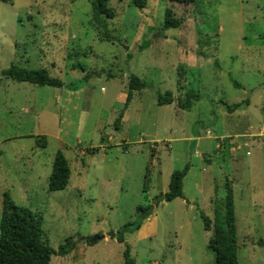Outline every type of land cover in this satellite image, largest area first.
Masks as SVG:
<instances>
[{
  "label": "rangeland",
  "instance_id": "1",
  "mask_svg": "<svg viewBox=\"0 0 264 264\" xmlns=\"http://www.w3.org/2000/svg\"><path fill=\"white\" fill-rule=\"evenodd\" d=\"M92 1H0V205L6 195L40 215L43 242L67 246L48 264H122L125 247L133 264H205L227 182L237 264H264V0H106L100 28ZM167 7L179 26L161 27ZM10 64L61 84L4 78ZM127 74L143 86L125 103ZM165 91L172 101L157 104ZM56 150L69 174L50 191ZM185 164L183 197L161 199ZM139 205L153 232L117 241Z\"/></svg>",
  "mask_w": 264,
  "mask_h": 264
},
{
  "label": "trees",
  "instance_id": "2",
  "mask_svg": "<svg viewBox=\"0 0 264 264\" xmlns=\"http://www.w3.org/2000/svg\"><path fill=\"white\" fill-rule=\"evenodd\" d=\"M9 2L11 0H0ZM175 3L188 4L193 0H170ZM146 0H132V4L137 7H143ZM93 12L95 19V28H100L98 17L104 13L106 17H111L112 12L106 6V0H93ZM182 16H175L173 10L165 8L163 14L162 28L177 27L182 22ZM105 26V25H104ZM105 28V27H104ZM106 38L108 35L104 32ZM84 72V69L81 68ZM4 78H10L15 81H26L36 85H60L61 81L50 77L42 68H26L17 64H10L1 71ZM88 74L85 72L80 79V83L85 81ZM143 82L133 74H127V91L125 103L131 96V90L139 89ZM70 89H75L74 85H67ZM186 98L180 103L181 107H189L190 99L195 98L193 93H186ZM172 96L169 91L156 96L157 104L170 103ZM228 110L238 107V103H224ZM120 115L113 121L114 128L119 127ZM188 165L185 164L181 169H174L170 172L167 189L161 194V199L171 200L176 197H183L182 178L186 173ZM69 174V167L66 158L60 150H56L51 164L50 172L46 180L47 190H58L65 187ZM150 205H139L137 210L139 215L132 226H122L117 232V241H123V232L138 228L141 221L150 214ZM202 226L205 230L209 229V219L201 213ZM212 232L207 239L208 248L213 252V260L205 264H237L236 259V233L234 224V213L232 208L231 189L227 182L224 186L223 200L221 209H214ZM40 215L16 205L6 195L2 197L0 205V264H48L50 256L53 253H63L67 248L65 244L60 245L54 250L41 239ZM122 264H133L129 257L128 248L122 252Z\"/></svg>",
  "mask_w": 264,
  "mask_h": 264
},
{
  "label": "crops",
  "instance_id": "3",
  "mask_svg": "<svg viewBox=\"0 0 264 264\" xmlns=\"http://www.w3.org/2000/svg\"><path fill=\"white\" fill-rule=\"evenodd\" d=\"M189 138V137H188ZM229 148L231 149L232 148V146L231 145H229ZM201 156H202V158L203 159H205V155H204V152H201ZM186 174V173H185ZM185 176V175H184ZM183 176V177H184ZM183 179V178H182ZM183 186V185H182ZM182 194H183V191H182ZM149 217V215L147 216V217H145L142 221H141V223H140V225L138 226V228H136V230L135 231H137L138 232V236H141V237H143V236H149L152 232H153V227H152V223H150V224H147L146 223V220H147V218ZM141 226H143L142 227V229L140 228ZM148 227H150V232H146L145 230H146V228H148Z\"/></svg>",
  "mask_w": 264,
  "mask_h": 264
},
{
  "label": "water",
  "instance_id": "4",
  "mask_svg": "<svg viewBox=\"0 0 264 264\" xmlns=\"http://www.w3.org/2000/svg\"><path fill=\"white\" fill-rule=\"evenodd\" d=\"M100 238V235H93L92 237H90L89 239H88V242H92V241H94V240H96V239H99Z\"/></svg>",
  "mask_w": 264,
  "mask_h": 264
},
{
  "label": "built area",
  "instance_id": "5",
  "mask_svg": "<svg viewBox=\"0 0 264 264\" xmlns=\"http://www.w3.org/2000/svg\"><path fill=\"white\" fill-rule=\"evenodd\" d=\"M221 142H222V140H221L220 138H218L217 141H216V143H215V146H216V147H219L220 144H221ZM230 142H231V141H230ZM236 148H237V146H236Z\"/></svg>",
  "mask_w": 264,
  "mask_h": 264
}]
</instances>
